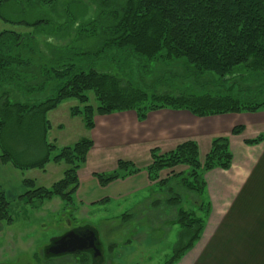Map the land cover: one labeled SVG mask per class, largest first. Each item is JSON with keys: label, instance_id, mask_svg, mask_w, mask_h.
<instances>
[{"label": "trees", "instance_id": "obj_1", "mask_svg": "<svg viewBox=\"0 0 264 264\" xmlns=\"http://www.w3.org/2000/svg\"><path fill=\"white\" fill-rule=\"evenodd\" d=\"M0 21L30 30L0 32V162L21 175L49 163L66 167L49 188L22 178L29 190L18 199L34 209L53 199L73 202L77 172L93 144L89 138L61 148L47 142V114L65 100L78 103L70 115L87 131L95 116L129 111L141 122L162 109L198 118L264 110V89L250 88L264 76V0H0ZM172 64L182 73H171ZM150 157L144 171L152 195L161 196L152 204L169 208L153 219L178 227L164 263L176 264L198 241L209 212L204 174L228 170L232 155L220 137L202 162L195 142L163 154L153 149ZM138 173L119 160L114 171L94 177L106 187ZM9 205L0 193V221L7 224Z\"/></svg>", "mask_w": 264, "mask_h": 264}, {"label": "crops", "instance_id": "obj_2", "mask_svg": "<svg viewBox=\"0 0 264 264\" xmlns=\"http://www.w3.org/2000/svg\"><path fill=\"white\" fill-rule=\"evenodd\" d=\"M93 120V129L86 130L84 137L93 144L78 171L77 195L82 181L94 180L99 186L94 175L114 171L119 160L133 164L140 173L109 184L116 193L121 184L142 174L148 180L144 169L151 163L153 149L163 154L182 143L195 142L202 162L214 138H227L231 166L204 174L209 212L198 241L176 264H264V139L256 145L246 144L264 135V110L198 118L187 111L162 109L148 113L141 122L133 111ZM236 127L242 132L233 135ZM22 178L11 165L0 162V187L11 186L10 192L14 191ZM146 186H151L149 181ZM111 196H106L108 202Z\"/></svg>", "mask_w": 264, "mask_h": 264}, {"label": "rangeland", "instance_id": "obj_3", "mask_svg": "<svg viewBox=\"0 0 264 264\" xmlns=\"http://www.w3.org/2000/svg\"><path fill=\"white\" fill-rule=\"evenodd\" d=\"M4 30L30 31L0 21V32ZM174 66L172 64L170 68L171 73L181 74L180 67ZM257 87L264 89V76L254 81V86L250 88L255 90ZM77 105L75 100H65L47 114L50 124L45 137L47 142L61 148L86 136L81 118L70 115V109ZM19 146L23 148L21 144ZM33 146L29 144L28 148H35ZM34 153L38 158L43 155V152L35 150ZM29 155L31 156V151ZM65 168L63 163H49L43 170L24 171L23 178L32 180L35 187L49 188L62 177ZM17 172L20 174V171ZM147 184L148 180L142 174L121 184V189L116 193L115 186L108 184L107 187H100L95 185L94 180H84L81 193H75L70 205L53 199L44 201L35 209L18 199L29 190L22 182L11 192L13 187L1 185L0 193L4 194L10 204L9 214L13 222L7 224L0 221V264H93L90 255L49 257L43 251L50 239L80 226H91L97 231L102 249V264H164L172 255L178 227L163 219H153L158 211L161 212V218L165 217L169 208L154 207L152 202L161 196L155 198L152 188ZM7 191L10 192L9 195H6ZM110 195L111 201L108 202L106 196ZM115 195L119 197L116 198ZM187 197L189 195L183 193L182 206L185 209H188L190 203H187ZM96 199L100 201L95 204ZM92 201L93 203L88 204ZM172 213L173 211L170 216ZM123 216L128 219L125 223L121 221ZM156 222L158 224L154 225Z\"/></svg>", "mask_w": 264, "mask_h": 264}, {"label": "water", "instance_id": "obj_4", "mask_svg": "<svg viewBox=\"0 0 264 264\" xmlns=\"http://www.w3.org/2000/svg\"><path fill=\"white\" fill-rule=\"evenodd\" d=\"M51 247L47 250L46 256L58 257L89 253L93 264H102V252L98 234L93 227L85 226L71 230L61 237H54L49 241Z\"/></svg>", "mask_w": 264, "mask_h": 264}, {"label": "flooded vegetation", "instance_id": "obj_5", "mask_svg": "<svg viewBox=\"0 0 264 264\" xmlns=\"http://www.w3.org/2000/svg\"><path fill=\"white\" fill-rule=\"evenodd\" d=\"M82 227H85V226H80V227H76V228H73V229H71V230H75V229H77V228H82ZM71 230H69V231H71ZM68 231V232H69ZM66 234V233H65ZM64 235V234H63ZM63 235H60V236H58V237H61V236H63ZM51 247V243L49 242L48 243V245H46L45 247H44V249H43V251H44V253L46 254V252H47V250L49 249ZM100 248V251L102 252V249H101V246L99 247ZM82 255H90L89 253H81ZM76 255H80V254H73L72 256H76ZM64 256H66V255H64ZM68 256V255H67ZM92 255H90V257H91Z\"/></svg>", "mask_w": 264, "mask_h": 264}]
</instances>
